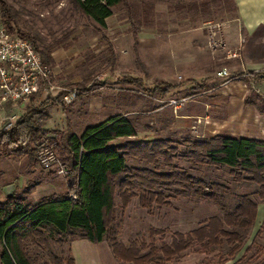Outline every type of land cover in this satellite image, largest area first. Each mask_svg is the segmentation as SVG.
Here are the masks:
<instances>
[{"label":"trees","instance_id":"trees-1","mask_svg":"<svg viewBox=\"0 0 264 264\" xmlns=\"http://www.w3.org/2000/svg\"><path fill=\"white\" fill-rule=\"evenodd\" d=\"M68 2L100 29L114 7L121 4L129 8L125 0ZM188 6L203 8L206 3ZM0 15L2 24L12 31L10 25L16 23L17 12L4 0H0ZM146 23L142 26L146 27ZM16 33L29 40L43 57L34 38L21 31ZM41 61L45 64L42 58ZM247 76L261 78L260 74ZM118 83L143 88L139 79L127 76ZM171 89L163 82H154L150 92L158 91L162 97ZM256 99L253 106L264 113V100ZM54 104L63 108L58 98H47L36 107L31 106V100L14 126L0 131V153L23 156L30 167L35 166V154L48 134L44 129L47 109ZM135 135L132 120L120 117L86 128L80 138L70 130L53 133L56 154L67 171L66 193L32 203V185L5 197L0 203V264H73L70 257L57 258L50 251L52 245L62 247L73 239L92 245L104 242L118 264H170L187 253L213 252L217 253L218 264H225L242 251L241 258L233 264H247L254 259L263 264L264 247L260 241L264 237V220L247 243L258 205H264V141L214 135L184 137L179 141L130 140L120 146L111 145L117 138ZM200 167L225 169L233 185H247L252 191L234 194L212 179L194 176L193 172ZM74 191L76 199L72 201L68 195ZM179 197L208 202L219 215L201 221L187 233H173L168 243L163 241V232L156 230H150L147 241L133 240L123 245L117 240L115 210L122 212L134 198L139 208L148 210Z\"/></svg>","mask_w":264,"mask_h":264},{"label":"rangeland","instance_id":"rangeland-1","mask_svg":"<svg viewBox=\"0 0 264 264\" xmlns=\"http://www.w3.org/2000/svg\"><path fill=\"white\" fill-rule=\"evenodd\" d=\"M4 1L17 12L16 23L10 25L11 32L17 34V31H21L35 39L34 44L37 51L41 52L44 57L41 56L42 60L51 70L50 82L59 87L54 83L53 78L63 75L62 80L64 81L62 82L65 83L63 85L65 88L63 86L59 88L74 89L78 93L73 102L67 106L62 105L65 119H60V124L62 125L63 121L65 124L67 121L68 125L65 127L62 125V131L54 130V133H63L66 130L78 133L83 125L101 120L102 115L120 113V110L101 109L99 113L102 115L99 116L97 115L99 109L93 112L87 110L91 102L99 99L105 103L109 97L116 98L117 94L121 95L123 90L129 91V107L123 110V113L132 120L136 131L135 137L127 138L125 142L144 141L147 138H151L150 141L165 139L179 141L184 137L208 138L217 132L215 130L209 133L208 130L207 135L202 133L204 132L202 127L199 128L197 125L200 118L197 117L187 120L186 125L174 123V117L180 115L178 113L180 110L183 111L187 105L199 99V97L193 98L195 96L190 95L196 85L187 91H174V95L171 93L173 90H169L162 97L158 91L150 92L154 87V82H157L148 77L154 72V54L151 50H145L139 54L137 42H153L156 35L169 39L175 36L172 34L178 33V36L181 35L178 38L186 41L212 40L209 46L205 47V52H209L212 48L217 49L220 42H226L224 36L228 26L227 22L234 16L230 0H125L129 8L121 4L114 7L111 17L105 19L103 29L98 28L76 12L68 0ZM202 2L206 3L203 8L188 6L191 3ZM138 15L142 18L137 17ZM144 21L147 22L146 27L142 26ZM211 31L214 33L212 34ZM139 34H144V39ZM222 65L223 62H219L218 67L221 68ZM146 74L147 78H145ZM230 74L237 80L229 83L248 78L246 73L233 71ZM123 76L139 79L143 88L130 86L128 89H122L124 85L121 86L118 80ZM73 78H77L78 82L69 83V80ZM220 82L211 87L212 89L209 88L211 94L220 89L218 88ZM76 87L88 91L81 92ZM206 95L208 94H204ZM251 96L256 98L255 95ZM190 97L191 99L188 100ZM216 98V95L211 98L205 97L204 100L209 103V107L202 111L201 106H198L199 108L193 111L194 115L217 117L219 110L213 107L218 102ZM182 99L186 101L176 111L172 106H167L170 100ZM73 103L75 104L70 106ZM31 106L36 107L33 103ZM154 109L158 110L157 116L153 114ZM76 112H79L78 116H75ZM68 114L70 117L67 118ZM52 117H55V114ZM149 120L152 122L149 123ZM5 123L4 120L0 124V131H3ZM45 139L54 144L53 134H47ZM180 166L185 165L180 164ZM29 169L34 171L27 177L24 171ZM193 175L203 179H212L227 187L234 194H248L252 191L247 185H233L225 169L200 167L195 169ZM29 176H32L31 181H27L30 179ZM37 181H39L38 184ZM66 181L65 177H58L53 172L42 171L37 165L30 167L29 161L23 156H4L0 153V203L6 196L21 192L24 187L32 185L35 186L30 191L29 200L31 202L62 197L67 189ZM214 215H219L215 206L196 199L171 198L167 200L166 205L153 206L147 210L139 208L134 198L122 212L115 210L116 238L123 245H127L133 240L147 241L150 230H156L163 232V241L168 243L173 233L184 234L192 231L201 221ZM253 236L254 229L251 231L247 245ZM157 238L156 236L155 239ZM260 243L264 247V237ZM68 248L69 245L62 247L52 245L50 251L57 258L70 257L72 259ZM216 254V252L208 255L187 253L170 264H218ZM263 255L261 261L264 264ZM236 258L237 256L226 264H233ZM257 262L254 259L247 264H259Z\"/></svg>","mask_w":264,"mask_h":264},{"label":"crops","instance_id":"crops-1","mask_svg":"<svg viewBox=\"0 0 264 264\" xmlns=\"http://www.w3.org/2000/svg\"><path fill=\"white\" fill-rule=\"evenodd\" d=\"M231 1L234 6V16L227 22L228 26L224 36L226 42H220L217 49L212 48L209 52H205V47L209 46L212 40L207 39L206 41L202 40L200 42H197L199 41L197 40L195 42V40L192 39L186 41L183 38H178L181 37V35L178 36V33H174L172 35L175 36L169 39L163 38L162 35H156L153 42H137V50L139 54L145 52V50H151L153 52L154 72L152 74L149 71L152 76L148 77L150 80H156L157 82H163L171 86V90H173L171 91L172 94L174 91H187L190 87L192 89L195 85L196 87L202 86L200 89L196 90L194 88V91L192 93L190 92L192 97L195 96L193 98L199 97L197 100L198 102L192 101V104L187 105L183 111L180 110L178 112L180 115L174 117V123L176 125H186L187 120H192L194 117H197L200 118V122L199 124L197 123V125H199V128L202 127L204 131L202 133L206 134L208 130L209 133H212L217 130L215 133L216 135L243 137L264 141V113H259L253 106V103L257 102L256 98L264 100V80L262 78L257 79L249 76L245 79V82L238 81L229 83L220 87L214 94H211L212 92L209 91V88L212 89L211 87L221 81L213 77L214 72L221 68L229 69L228 71L230 72L237 71L238 73L264 75V0ZM110 17L111 16L108 18ZM108 18H106V20ZM211 33L213 34L214 31H211ZM140 36L144 39V34ZM120 53L121 51L119 50V54ZM234 54L237 55V57H230ZM219 62H223L221 68L218 67ZM146 66L148 68V65ZM62 77L58 75V77L53 78L54 83L59 85V87L65 84L62 82L64 81ZM145 78H147V74ZM77 82V78L69 80V83L72 84ZM63 87L65 88V86ZM128 88V86H123L122 89ZM80 91L85 92L88 90L82 89ZM206 93L208 95L204 96ZM213 95H216V99H218L216 105H213L217 111L219 110L217 117H208L207 115L201 117L194 115L193 111L199 108L198 106H201L202 111H204V108L209 107V103L206 102L204 98H211ZM251 95H255L256 98H252ZM128 96L129 91L123 90L121 95L117 94L116 98L111 96L105 103L99 99L91 102L87 110L88 112L99 109L97 112L99 116L102 115V113H99L101 109L120 110V113L102 115L103 117H101V120L92 124L86 123L78 133H72L80 138L86 128L104 124L113 117L128 118L127 114L123 113V110L129 107ZM78 98L79 96L77 99ZM63 110L64 108L58 105H51L47 109L48 120L44 125V129L48 132V135H52L54 130L62 131V125L63 127L68 125L66 120L65 124L64 121L62 125L60 124V119H65ZM25 111L26 105L23 103H1L0 124L2 121H7L10 118L18 120ZM153 112L154 116L158 115L157 109H154ZM78 113L79 112H76L75 116H78ZM54 114L55 117H52ZM66 117H70V114L66 115ZM157 120L159 121V119ZM148 122L151 123L152 120ZM126 139L127 138H117L111 142V145L120 146L124 144V140ZM150 139L151 138H147L145 141H150ZM29 170L24 171L27 177L28 174L34 171L33 169ZM29 178L30 179H27V181H31L32 176H29ZM38 182L39 181H37V184ZM263 220L264 205L259 204L253 228L254 235L260 228ZM66 245H69L68 249L71 253L73 264H118L111 256L104 242L92 245L84 240L73 239L63 246ZM243 252L244 251L238 253L236 260L241 258ZM236 260H234V262Z\"/></svg>","mask_w":264,"mask_h":264},{"label":"built area","instance_id":"built-area-1","mask_svg":"<svg viewBox=\"0 0 264 264\" xmlns=\"http://www.w3.org/2000/svg\"><path fill=\"white\" fill-rule=\"evenodd\" d=\"M235 58L237 55H231ZM52 73L49 67L42 63L40 56L32 43L9 31L1 22L0 15V104L31 103L36 106L47 98H58L63 106L69 105L78 95L74 89H61L50 82ZM214 78L221 80L219 87L237 80L226 68L214 72ZM188 98V100H190ZM186 99L170 100L167 106L175 111L183 105ZM17 120L10 118L6 121L3 131L14 126ZM36 165L46 172H53L58 177H65L67 171L54 150V144L48 139L39 146L36 154ZM68 199H76L75 191Z\"/></svg>","mask_w":264,"mask_h":264},{"label":"water","instance_id":"water-1","mask_svg":"<svg viewBox=\"0 0 264 264\" xmlns=\"http://www.w3.org/2000/svg\"><path fill=\"white\" fill-rule=\"evenodd\" d=\"M261 78L264 80V75H263V76H261Z\"/></svg>","mask_w":264,"mask_h":264}]
</instances>
